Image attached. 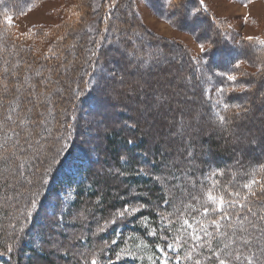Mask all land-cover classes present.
Returning <instances> with one entry per match:
<instances>
[{"label": "rangeland", "instance_id": "obj_1", "mask_svg": "<svg viewBox=\"0 0 264 264\" xmlns=\"http://www.w3.org/2000/svg\"><path fill=\"white\" fill-rule=\"evenodd\" d=\"M5 1L2 0L5 7L0 2V14L3 15L0 32L7 31L13 38L8 39L3 47L11 43L13 49L21 46L20 49L25 53L37 57L33 74L24 71L20 78L24 77L23 80L5 83L11 90L8 94L0 91L3 99L0 101V113L3 116L0 121L5 120L11 127L18 129L16 143L19 146L16 147L13 141L14 147H7L5 152L13 153L9 159L14 160L15 167L25 166L18 177L9 179L18 184L20 181L17 180L26 176L27 183L21 186L19 192L31 196L39 191V196L35 197L38 207L33 209L25 222V230L28 231L24 237L21 238L22 233L13 228H7L6 233L0 234H13V239L19 240L15 241L17 251L26 252L23 264H49V259L54 264H90L93 254L100 264H164L165 253L168 264H177L178 258L181 264L178 245L170 240L154 244L155 247L145 243L135 245L126 240L124 245L115 249L112 256L106 254L105 257L102 256L104 251H101V242L103 244L104 241L101 239L97 238L101 241L94 244L91 252L89 248L86 249L88 243L84 244L85 247L80 244V240L93 238V232L97 229L91 223L89 212H92L94 204L98 206L97 209L100 208L101 192L111 189V193L116 195L127 191L128 197L137 200L135 195L138 194V187H141L135 183L127 185L123 180L125 174H119L116 178L109 175L117 167L114 161H109L110 148L107 147L105 133L115 127L127 130L138 127L141 130L133 136L139 139L148 136L152 148L158 141H163L162 150L175 149L172 158L174 164L185 168L186 172H194V177L198 179L197 184L192 181L186 183L181 190L185 196L206 190L204 178L198 170L203 164L217 167L218 176L214 179L218 183H223L221 179L230 175H237L240 177L238 179L245 181L241 171L246 172L247 176L252 175V171L264 163V139L260 137L261 134L264 136V46L258 43L264 40V0H203V4L200 0H173L174 6H169L167 0H128L130 7L120 6L118 10L108 7L111 0H100L99 4L101 1L105 3L104 15L107 11L112 13L111 19L101 24L96 20L103 14L96 8L93 12L92 0ZM6 16L12 17V23L7 22ZM121 17H125L127 22H137L139 30L133 28L130 32H121L127 31V28L115 27L117 22H121ZM75 28L80 33L87 30L92 45L87 43L88 37L82 38L81 43L77 42ZM248 37L255 39L250 41ZM202 43L205 50L200 47ZM87 47L97 52L90 64L86 53L82 54V49L87 50ZM66 49L70 51L68 57H65ZM154 55L166 61V65L153 64L149 69V62ZM64 58L83 65L87 61V65L72 72L64 68L61 70L60 63ZM188 61L197 71V81L200 80L197 87L192 82ZM238 61L242 63L237 68ZM106 63L110 66L108 73L116 77L111 90L104 86L111 80L101 78ZM217 63L219 67L215 68L214 64ZM89 71L94 73L90 79L86 78ZM67 73L70 75L67 76ZM229 75L237 79L230 81L227 79ZM165 76L169 85L167 91L170 93L174 88L181 93L182 108L177 109L173 101L170 106L156 112L151 110V95L145 93L138 82L157 85L158 81H162L159 85L162 86ZM226 82L228 87H225ZM221 88L223 91H218ZM197 89H202V93H196ZM236 90L239 96L235 98L238 100L234 104L241 102L242 108L249 109L246 115L240 111L242 114L238 122L241 125L243 123L244 127L239 126L237 121H228L221 126L216 114L213 115L217 119L215 122L209 120L210 114L205 112L206 107H211L213 113L224 115L228 109H221V102L233 105L232 98L235 96L229 100L226 96ZM36 92L41 96L31 102L29 95ZM194 109L196 112L192 111ZM30 113H34V119H28L31 118V115L28 117ZM121 113H124L123 116ZM25 120H28L27 124ZM213 123L219 128L217 132L210 130ZM209 135L218 137L223 149L231 152L223 157L210 154L208 148L203 149ZM173 136L180 138L175 144ZM130 139L135 141L133 137ZM227 141L232 142L229 148L225 144H229ZM57 152L59 155H56ZM122 152L126 158L127 153L124 150ZM52 156H56L59 163L44 175ZM152 165L149 162L141 168L146 171L147 166ZM88 169L95 174H104V180L95 186L94 190L98 194L94 198H85L79 203L80 185L90 182L86 181L89 180ZM169 169V166L164 167V170ZM224 172L225 176L221 178L219 173ZM169 174L164 178H171ZM162 175L155 176L160 178ZM185 175L184 181L191 180L189 174ZM210 177H213L212 173ZM42 179L47 183L42 184ZM160 184H163L161 178ZM92 186L89 183L85 186L86 190ZM170 189L168 187V191ZM26 202L24 204H27L28 211L31 204ZM70 209L75 211L74 215L69 214ZM116 213L113 212L106 219L100 217L105 233H109L110 226L115 225L106 222L111 221ZM99 214L95 211L93 219ZM134 216L136 214L127 215L117 221L116 225L120 226L118 238H122L127 230L125 222L133 220ZM249 219H254V216ZM235 224L232 222L230 225L235 227L229 225L230 229H240V222ZM220 230L221 227L217 229ZM260 235L258 231L249 237ZM118 238L113 240L112 245L119 243ZM232 239L235 237L232 236ZM168 244L173 247L168 248ZM133 247L135 251L131 249ZM47 252H51L48 260L36 258L35 253ZM125 252H132L134 256L121 255ZM118 255L120 259H117ZM0 264L17 263H9L5 255H0Z\"/></svg>", "mask_w": 264, "mask_h": 264}, {"label": "trees", "instance_id": "obj_2", "mask_svg": "<svg viewBox=\"0 0 264 264\" xmlns=\"http://www.w3.org/2000/svg\"><path fill=\"white\" fill-rule=\"evenodd\" d=\"M3 1L6 2L5 0ZM99 1L100 0H92L91 7H93V12L95 11V8H96L98 12L100 11L99 13L103 14L101 15L99 19L96 20L98 21L99 24H101L103 23V21L108 22L109 19H111L110 18L111 16H109L108 11L106 15H104L103 10L105 9L104 7L105 3L101 1V4H99ZM129 4L130 3L128 2V0H116V7L112 8V10L117 9L120 6L123 8H127ZM5 6L6 4L4 5V7ZM2 16L3 15L0 14V22H2L1 21ZM198 20H201V19H198ZM116 24L117 25H115V27L117 26L116 27L117 29L118 27L127 28V31L120 30L121 32H124V33L132 31L133 28H138L137 22H134V21L127 22V19L125 17L121 20V22H117ZM76 30L77 28H75L74 30L75 31L74 36L76 34L77 35L76 38L78 39L77 42L81 43L82 38L88 37L87 35L89 34V32H87V30L86 31L84 30L83 32L80 33ZM137 30H139V28ZM12 38L13 37L11 33L7 31L0 32V42L2 44L0 45V91L2 92L4 91L5 93L7 92V94L11 90L9 89V87H7V85H5V83L7 82L9 83L10 81V84H11V82H14V81L17 82L19 80H23L24 77H22V79L20 78L24 74V71H27L29 74H33L35 71V66L37 65L36 64L37 57L35 58L30 53H25L23 49H20L21 46L16 47V49H13L11 47V43H9L8 47H3L5 42L8 39H12ZM89 42L91 43L92 39L91 38L89 39L88 37L87 43ZM82 50H83L82 54L84 55V53H86V55L88 56L87 58L88 63L89 62L91 63L93 55H96L97 52H95L94 49H92V47H89L87 50H84V49ZM215 50L216 49H214V51ZM78 51L80 53V50ZM66 52L67 53L65 57H68V54L70 53V51L66 49ZM209 54H210V51H209ZM216 54L218 55V60H219L218 52H216ZM87 61H85V65H83L78 62L71 63L72 61L69 62V58H64L63 62L60 63L61 70L63 68L69 69V72L81 70L84 66L87 65ZM25 62L27 64L31 62L32 64L25 65ZM82 63H84V61H82ZM188 63H189L188 65L190 66L191 65L190 61H188ZM214 65H215V68L219 67L218 63ZM109 67L110 66L106 63L104 67V75L102 73L100 75H103L101 76V78H105L106 80L107 79L111 80L110 83L106 82L104 85L105 87L109 88V90H111L113 82L116 79V77L113 78L112 74L108 73ZM215 68H213V71L215 70ZM93 74H94L93 72L89 71L86 78L90 79ZM190 74L192 76L193 84L197 87L198 81L200 80L197 81L198 74H197L196 69L193 68L192 66H190ZM69 75L70 73H67V76ZM67 80H70V79H67ZM225 87H228L227 82L225 83ZM104 90L107 91L106 89ZM200 92L202 93V89L200 90L197 89L196 93L199 94ZM236 92L237 90L235 92H231L232 94L226 96L227 100H229L230 97L235 96L232 98L233 105L227 104L229 105V107L227 108L228 111L227 109L224 108V105L226 102L225 101L221 102V109H223L224 111H227L226 112L227 114L224 112L225 122H228V121L238 122L239 121L238 119L240 118L242 114L241 112L237 113V110L235 108L236 105L241 106L240 104L241 102L238 104H234V101L238 100L235 98L239 96V95L237 96V94L239 93H236ZM240 94H242V92ZM53 95L51 96L53 97ZM29 96L31 97L30 100L32 102L33 100L39 99V96H41V94L36 92L33 95H29ZM55 96L56 95H54V97ZM223 97H224V94H223ZM200 99H202L203 101V98L200 97ZM2 100L3 99L0 96V101ZM203 103L205 104V102ZM206 108L207 110H205V112L208 111L210 116H212L211 118L209 116V120H212L213 122H215V120L217 119L214 118L213 115L215 116L216 114L217 116V113L216 112L213 113L212 112L213 110L211 107H206ZM192 111H195V109ZM246 113L247 112H244V115H246ZM32 114L34 113H30L28 115V117L31 115V118L27 117L29 120L34 119L35 116H33ZM123 114L124 113H121L120 115L123 116ZM1 117L3 116L0 113V120H1ZM25 121L27 124L28 120H25ZM239 126L244 127V124L242 123L241 125V123H239ZM218 129L219 128L217 125H215V123L210 125L211 131L213 130L214 132H217ZM140 130L141 129L138 127L129 128L128 130L115 127L105 133V140L107 141V145H108L107 147L108 149L110 148L109 161H114L115 163L114 166L117 167V169L115 168L114 173L109 174V175L110 176L114 175L112 177L116 178L119 174H125V178H123V180L127 185H131L135 183L137 187L141 186V187H138L137 189L138 194L135 195L137 197V200L134 197L133 198L128 197L127 191H124L122 193H117L116 195L114 193H111L112 192L111 189H106L105 192H101L100 202L98 203L100 205V208H98L99 210L97 209L98 206L94 204V207L92 206L93 207L92 212H89V216L92 219V221L91 220L90 221L93 224V226L96 225L95 227H97V229H95V231L93 232L94 234L93 238L87 237V241L85 239L83 241L80 240L79 241L80 244L85 247L84 244L88 243L87 244L88 247H86V249L88 250L89 248V252H91L92 248H94V244H97L101 240L104 241L103 244L101 242V245H103L102 248L104 251L102 256L105 257L106 254H110L112 256L113 253L115 252V249L118 248V246L120 247L124 245V242L126 240H128V242H130L131 244L137 245L138 243H145L148 246L150 245L151 247H153L154 244L157 245L159 242H165L167 240H170V241H174L178 245V254L180 256L181 264H195L196 260H200L201 264H217L215 257L212 256L213 251H217L221 253L226 252V251H233L235 253L236 250L239 249L245 255L248 254L249 248H251L252 251H256L258 245L256 244L255 241H253V244L251 246L246 247L243 244V242L239 240V236L242 234H245L242 232L240 225H239L240 229H237V230H235V228L230 229L229 225L232 222L233 223L235 222L237 224V222L239 223L240 220H244V218L247 217V220L252 221L256 225V228H252L248 224V222L245 221L244 227L248 225L247 227H245L248 229V232L246 235L251 236V235H255L256 232L258 231L260 232L264 231L263 229L264 221L260 219V217H264V187L259 186V185H254L253 191L257 193V196L256 197L249 196L247 202L241 200V203H247L248 207L252 209L251 213L248 211V208L241 209L238 205L236 207L229 208L227 211L231 219L221 220V230L220 231H217V228L215 227V225L209 224L207 231L212 234L211 237L205 236L203 232H200L199 234L201 235L202 239L200 241H195L190 235L191 230L187 229L186 226L183 225V221L181 220L180 217L184 216L185 218L189 219L190 222L192 221L193 218H195L196 220L203 219L204 223H208L210 219L218 218V216L217 214H212L208 217L201 216L200 214L201 205L203 203V200L206 199L204 195L205 190H201L197 194H194L192 196H185L182 194L181 190L186 186V183L192 181V183L197 184L198 179L196 180L197 177H194L193 175L194 172H186L185 168H182V167L180 168L178 165L174 164V160L172 158H173V155H175L174 153L175 149H171L169 151L162 150V147H163L162 145L163 143H165L163 141H162L163 143L158 141L155 144V146L152 148V146L149 143L148 136H141L140 139L133 136L136 133H138ZM1 137H3V140L2 139L0 140L1 141L0 143L2 145L0 146V157L6 156L7 160L0 159V232L6 233L5 230L7 228L8 229L13 228V230H18L19 227L26 222V216H24V214L27 211V204H24V202L26 200L27 201L26 203L29 204L31 199H33L30 197L31 196L33 197V195L30 196L29 193H27L26 195V193L24 192H19L21 190V186L27 183L26 179L24 178L26 176H21L17 180V181H20V183L18 184H16L15 181L13 180L11 181L9 179V177L11 178L12 176L18 177V175L22 173L23 168L25 167V166L23 167L20 166L19 168V166L18 167L16 166L17 167L16 168L13 164L14 160L12 161L9 159L11 158V155L13 153L5 152V149L7 147H10V146L14 147L15 144H16V147L19 146L18 143H16V138L18 137V129L17 128L14 129L13 127H11V125H9L7 121L5 120L4 122L0 121V138ZM131 137L135 138L134 142L130 139ZM260 137L264 139V136L262 134L260 135ZM136 139H139V140L137 141ZM178 139L180 138L173 136V140H174L173 143L176 142ZM219 140L220 139L218 137L214 135L213 136L209 135V139L206 140V146H204L203 149L207 150L208 148L210 151H207V152H209L212 155L217 154V155L226 157V155L230 153L231 150L223 149ZM13 141H15V144H13L14 143ZM129 141H132V143H129ZM227 142H229V144L226 142L225 144L228 146V148L231 147L232 142L231 141H227ZM263 144L264 143H262V145ZM149 146L151 147V149H149ZM123 150L125 151V153H127L126 158L122 156ZM149 162L153 163V165L147 166L146 168L147 170L144 171L143 168L141 167L143 166V164H149ZM165 166H169L170 169L164 170ZM198 168L199 166H197V169ZM191 169H193V166L191 167ZM88 170H89L88 172L89 180H86V181L87 182L90 181L89 183H91L93 186L90 189L86 190V187L88 186L89 183L84 182L80 185V192H79V196L77 200V202L79 203H82L85 198H91V199L94 198V196L98 194V192L94 190L95 186L101 183L102 179L104 180V176H103L104 174L99 175V174L93 173L91 169H88ZM163 170L165 173L163 172ZM198 170H199V173H201L200 175L204 178V181H203V183L205 182L204 188L206 189L212 188V183L209 179L210 173L212 174L217 173V167L212 164L209 166L207 164L205 165L203 164L202 167H200ZM225 172L223 173L224 175H222L221 178L225 176ZM241 172L244 174L245 181H241L240 179H238L240 177H238L237 175L236 177H232L231 175L229 177L227 176L226 178L221 179L223 183H218L216 188L213 189L214 193L221 192L223 189H227V191H223V194L225 195L226 199L231 198L228 196V192L230 191H239L241 193V196H243L246 193V190L243 189L242 185L244 183H247L248 180L252 178L253 174L255 175V178L257 180L264 181V163L260 165V168L253 170L252 175L249 174L247 176L246 172H243V171ZM166 173L167 174L170 173L169 176H171V178H164V176L167 175ZM185 173L189 174V176L191 177L190 178L191 180L189 181L183 180V178L187 177ZM161 174H163L160 177L161 180L163 179L162 185L160 184V182H158L155 179L156 177L155 175H161ZM90 176L92 178H90ZM174 176H176L177 178L174 179ZM217 176H218V173L214 178H216ZM167 186L171 187L169 191H168ZM193 197H198V199H193ZM236 199H240V198L237 197ZM186 200L188 201L186 202ZM139 204L146 205V207L141 208V210L136 213V216L133 217V220L129 219L128 222H125L126 228L129 231V233L126 230L122 238L117 237V230L118 228H120V226H117L116 223L115 225L110 226L109 233H105L104 231H99V228L103 226V220L102 218H100L101 216H103V219H106V218H109L111 214H113V212L122 210L125 207V205H139ZM189 205H191V207H189ZM73 209H70L69 211L70 215L75 214V211ZM95 211L100 214H99V217L93 219V216H94L93 213L95 214ZM252 213H255L256 216H254V219H249V217L252 218L253 216ZM162 217H167L168 220L172 221V224L169 225L167 223V220L162 219ZM90 221H88L87 224ZM99 223L101 224V226L99 225ZM27 231L28 230L26 229L25 233H22L21 238L26 235ZM153 231H155L156 233L155 235L151 234ZM232 236L235 237L234 239L236 240L235 243H232L233 241V239L231 240ZM13 237H15V235L13 234L12 235L10 234L8 236H5L4 234H0V253H5L4 255L6 259H8L9 263L16 262L17 264H23L22 259L26 252L23 250L17 251V247L15 243L18 242L19 240H17L16 238H14L15 239L14 240ZM97 238L101 240H97ZM117 238L118 240H120L119 243L112 245L113 240H116ZM209 243L211 244L210 248L207 246ZM8 245H11L13 248V251L10 253L8 252V247H9ZM225 245H228V247L226 248ZM134 247L131 249L134 250ZM18 249H20V246L18 247ZM49 254H51V252L49 253L47 252L44 254L35 253L37 259L47 258V260L49 259V256H48ZM189 256L191 257L190 259L188 258ZM29 257L27 256V258ZM49 260H50V263L54 264V261H52L51 259ZM231 264H246V261H244L242 257L241 260H238V261L232 260Z\"/></svg>", "mask_w": 264, "mask_h": 264}, {"label": "snow or ice", "instance_id": "obj_3", "mask_svg": "<svg viewBox=\"0 0 264 264\" xmlns=\"http://www.w3.org/2000/svg\"><path fill=\"white\" fill-rule=\"evenodd\" d=\"M0 2H2V0H0ZM107 2V0H106ZM169 6H174L173 5V0H167ZM201 4H203V0H200ZM178 7V5H176ZM109 8H115L116 7V0H111V3L108 5ZM112 13L111 11L109 12V16H111ZM5 19L7 20V22L10 24L12 23V17L11 16H6ZM105 31H107V29H105ZM139 34H137L138 36ZM248 40H253L255 39L254 37H248ZM258 43L262 46H264V40H259ZM202 50H205V46L202 43L200 45ZM240 61L237 62L236 67L238 68L240 66ZM158 65V66H164L166 65V61L160 59L158 56H153L151 61L149 62V69L151 68L152 65ZM114 75V74H113ZM169 75H172L171 73ZM227 79L230 81H235L237 79L236 76L234 75H229L227 76ZM167 81V76L164 77V82L161 85V82L158 81L157 85H153L151 83L148 82H144V83H139L138 82V86L141 87L145 93L150 94L152 97V109L153 111L159 112L160 108L163 107H167L170 106L173 101H175V107L177 109H181L182 108V103H181V93L176 90V89H172L171 92L169 93L167 91V88L169 87V85L166 83ZM218 91H223V89H218ZM229 107V105L225 104L224 108L227 109ZM237 113H239L240 111H244L247 112L249 111V109L247 108H242L240 105H236L235 106ZM149 109H145V111H148ZM217 119L218 122L221 124V126L225 125V116L221 115L219 113H217ZM129 143H132V141H129ZM2 146V145H0ZM56 155H59V153L57 152ZM0 159H4L7 160L6 156L0 157ZM59 161L56 159V156H52L49 160L48 166L44 171V175H47L49 172H51L53 170V165L58 164ZM146 174V173H145ZM217 175V173H213V177H210L209 179H211V183H212V188L210 189H206L204 191V195L206 197V199L203 200V203L201 205V209H200V214L202 217H208L212 214H217L218 218L215 219H210L208 221V223H204L203 219L201 220H196L195 218L192 219V221L190 222L189 219L185 218L184 216H181V220L183 221V225L186 226L187 229H190V235L192 236V238L195 241H200L202 239L201 235L199 234L200 232H203L205 236L211 237V233L207 231V228L209 226V224L211 225H215V227L217 229H219L221 227V220H225V219H231V217L228 215V209L229 208H233L236 207L237 205L243 209V208H248V211L251 213L252 209L250 207H248L247 203H241V200L247 202L248 197L252 196V197H256L257 193L255 191H253V186L254 185H259L264 187V181L261 180H257L255 178V175L253 174L252 178H250L248 180L247 183H244L242 185L243 189L246 190V193L241 196V193L239 191H230L228 192V196L231 197L230 199H226L225 195L223 194V191H227V189H223L221 192H215L213 191V189L216 188L218 181H216L214 179V177ZM219 175H223V173H219ZM158 182H160V178L156 177L155 178ZM42 184L47 183V181L43 180L41 181ZM39 196V191H37L36 193L33 194V199H31L30 204H31V208L28 209L27 213H26V221H27V217L31 216L33 213V209H36L38 207L37 204V199L35 197ZM237 197H239L240 199H236ZM193 199H198V197H193ZM146 207V205H125V207L122 210H118L117 213L115 214L114 218L111 221H108L106 223H112L115 224L117 223L118 220H122L125 216L127 215H135L137 212H139L141 210V208ZM189 207H191V205H189ZM253 216H255V213H252ZM162 219L167 220V223L169 225L172 224L171 220H168L167 217H162ZM239 219V218H238ZM260 219L262 221H264V217H260ZM245 221L248 222V224L252 227V228H256V225L252 222V221H248L247 217L244 218V220H240V227L242 229V232L245 234H242L239 236V240H241L243 242V244L248 247L251 246L253 244V241L256 242V244L258 245L257 250L256 251H252L251 248H249L248 254H243L239 249L236 250V252L234 253L233 251H226V252H217V251H213L212 252V256L215 257V260L217 262V264H231L232 260H241V258L243 257V260L246 261V264H264V231H261V235L259 237L256 236H252L251 238H249V235H246L248 232V229L244 227V223ZM27 224H22L18 231L20 233H25V228H26ZM15 227V226H14ZM230 227H235L234 225H230ZM99 231H104V227L99 228ZM152 235H155V231H153L151 233ZM235 235V233H234ZM179 239V237H178ZM236 241L233 240L232 243H235ZM209 248L211 247V244L209 243L207 245ZM168 248H172L173 245L172 244H168L167 245ZM225 247L227 248L228 245H225ZM13 248L11 245H9L8 247V252H12ZM103 251V249L101 250ZM161 252L164 253V249L161 248ZM5 253H0V255H4ZM121 255H127V256H134V253L132 252H125L122 253ZM121 256L118 255L117 259H120ZM189 259L191 258L190 256L188 257ZM90 264H100V262L97 260L95 254H93V258L90 260ZM164 264H168V260H167V254L165 253V259H164ZM177 264H179V258L177 259ZM195 264H201L200 260H196Z\"/></svg>", "mask_w": 264, "mask_h": 264}, {"label": "bare ground", "instance_id": "obj_4", "mask_svg": "<svg viewBox=\"0 0 264 264\" xmlns=\"http://www.w3.org/2000/svg\"><path fill=\"white\" fill-rule=\"evenodd\" d=\"M106 81V80H105Z\"/></svg>", "mask_w": 264, "mask_h": 264}]
</instances>
